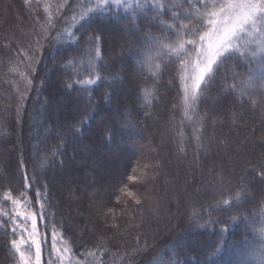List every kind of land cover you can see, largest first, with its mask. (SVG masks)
Segmentation results:
<instances>
[{"label":"trees","instance_id":"trees-1","mask_svg":"<svg viewBox=\"0 0 264 264\" xmlns=\"http://www.w3.org/2000/svg\"><path fill=\"white\" fill-rule=\"evenodd\" d=\"M162 2L164 15L113 12L69 43L55 36L77 0H0V208L12 209L3 192L27 193L37 213L40 264H58L65 245L71 254L59 264H236L243 242L260 227L264 93L241 97L231 91L227 85L234 76L246 78L249 67L230 60L204 86L192 120L186 119L179 65L164 60L153 77L138 63L148 39L170 35L161 20L172 23V11L190 7L185 0ZM96 35L101 78L83 88L66 65L86 57L89 37ZM87 68L77 65L81 79ZM144 88L153 90L150 103ZM35 118L42 130L33 135ZM119 143L125 149L108 166ZM226 198L233 203L225 206ZM223 227L227 243L214 255ZM30 231L29 222V243ZM183 236L194 243L180 244ZM13 238L19 234L0 228V264H20Z\"/></svg>","mask_w":264,"mask_h":264},{"label":"snow or ice","instance_id":"snow-or-ice-1","mask_svg":"<svg viewBox=\"0 0 264 264\" xmlns=\"http://www.w3.org/2000/svg\"><path fill=\"white\" fill-rule=\"evenodd\" d=\"M67 0H65V3ZM189 9L184 13L172 11V23H164L162 31L170 33L169 36L152 37L146 41L150 47L140 54L138 61L141 68L146 69L153 77H158L164 60L179 65V76L183 91V115L189 121L194 115V105L199 95L204 91V86L217 74L222 65L230 60H239L247 63L249 67L246 78L233 77V82L227 87L237 92L241 97L254 96L264 93V0H185ZM64 5H59L62 8ZM178 7V5H173ZM154 10L158 15L166 14L162 0H77V6L69 23L62 32L57 33L55 39L58 42H75L77 33L92 27V22L98 17H111L113 12L119 16L122 12L125 17L131 18L139 12ZM48 21L51 22L53 14L45 5ZM54 26V25H52ZM47 32V27L43 29ZM174 37V38H173ZM100 37H89L87 49L88 55L78 61L69 60L66 67L73 70L76 76L75 83L87 88L95 84L101 77L96 69V62L100 59ZM88 65L85 78L81 79V73L77 65ZM255 65V67H252ZM68 87H72L69 84ZM143 99L150 103L153 90L144 88ZM79 131V129H77ZM198 139V137H197ZM24 188L28 189V177L25 175ZM34 179V178H33ZM131 198H135L133 192H127ZM3 201H10L11 212L0 208V228H10L15 237L20 239L11 241L12 249L19 256L20 264H33L32 249L34 248V264H40L41 240L38 239L37 213L31 209V201L26 192H20L16 196L10 191L2 193ZM241 194L237 192L234 199L240 200ZM42 199L37 191V200ZM139 203V200H136ZM225 206L233 203V198L222 200ZM43 206L41 205V208ZM5 217L7 219H5ZM260 227L253 228V239L247 238L237 253L236 264H264V211L260 214ZM43 219V216H40ZM235 219V217L233 218ZM31 223V231L27 232L30 243L26 240L25 231ZM229 229H220L221 237L216 243L214 255L224 251L227 243L225 233ZM55 244V240H53ZM27 247H23L26 245ZM71 254L67 245L63 253L57 257L58 264L63 261L64 255ZM94 255L93 253H88ZM69 264L71 260L69 259ZM159 264V262H157ZM171 264H180L173 260ZM210 264H217L212 260Z\"/></svg>","mask_w":264,"mask_h":264},{"label":"rangeland","instance_id":"rangeland-1","mask_svg":"<svg viewBox=\"0 0 264 264\" xmlns=\"http://www.w3.org/2000/svg\"><path fill=\"white\" fill-rule=\"evenodd\" d=\"M109 32H111V31H109ZM113 33V32H112ZM117 33V32H116ZM124 65H125V63H124ZM218 99V98H217ZM216 100V99H215ZM214 100V101H215ZM75 103V102H74ZM50 105H52V104H50ZM52 108L54 109V106L52 105ZM56 109V108H55ZM54 109V110H55ZM40 111H41V109H40ZM114 112H113V116H116L117 115V111H119L118 110V107H116V108H114V110H113ZM41 114H42V112H40ZM61 113L60 112H58V113H55V115L56 116H59ZM155 118V117H154ZM33 127H34V130H33V135H36L37 133H38V131H40V130H42V128H41V122L39 121V120H37L36 118H35V121H34V125H33ZM70 132H71V130H70ZM62 134V133H61ZM67 134H69V132L67 133ZM16 140L19 142V140H20V136H19V134H18V136H16ZM124 149H125V146H124V144L123 143H119L118 144V147H116L115 149H112L111 150V152L109 153V155H111V158L110 159H108L107 161H106V163H107V165L108 166H112L111 164H113L114 163V158L116 159V157H117V155L118 154H121L123 151H124ZM33 150H34V152L36 151V148H33ZM104 152V150L102 151V153ZM105 155V154H104ZM39 174H40V170H39ZM195 232V230L192 228H190L189 229V234H192V233H194ZM192 239H187V237H185V236H183V240H181L179 243L181 244V243H194V242H192L191 241Z\"/></svg>","mask_w":264,"mask_h":264}]
</instances>
